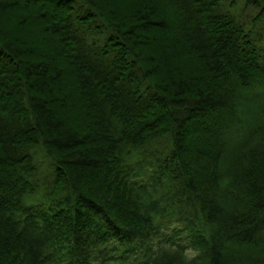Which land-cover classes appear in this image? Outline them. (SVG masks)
I'll list each match as a JSON object with an SVG mask.
<instances>
[{
	"label": "trees",
	"instance_id": "trees-1",
	"mask_svg": "<svg viewBox=\"0 0 264 264\" xmlns=\"http://www.w3.org/2000/svg\"><path fill=\"white\" fill-rule=\"evenodd\" d=\"M263 23L0 0V264H264Z\"/></svg>",
	"mask_w": 264,
	"mask_h": 264
},
{
	"label": "rangeland",
	"instance_id": "rangeland-1",
	"mask_svg": "<svg viewBox=\"0 0 264 264\" xmlns=\"http://www.w3.org/2000/svg\"><path fill=\"white\" fill-rule=\"evenodd\" d=\"M240 1H242V0H239V5H240ZM224 7L226 8V5H224ZM254 11H255L254 7H252L250 5H247L244 8V11L243 10L241 11L240 17L243 18V16H244V19H242V20H246L248 22L251 19V17L254 15V13H255ZM259 22H263V21L261 20ZM251 28H252V34H254L256 37H258V36L263 34L264 23L261 24V25H257V24L256 25H252ZM187 254L191 256V255L194 254V252L193 251H187ZM109 264H116V263H109Z\"/></svg>",
	"mask_w": 264,
	"mask_h": 264
}]
</instances>
